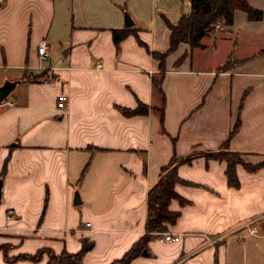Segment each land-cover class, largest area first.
<instances>
[{"label": "crops", "instance_id": "crops-1", "mask_svg": "<svg viewBox=\"0 0 264 264\" xmlns=\"http://www.w3.org/2000/svg\"><path fill=\"white\" fill-rule=\"evenodd\" d=\"M248 1L263 17L238 9L232 25L214 30L211 65L194 59L206 36L167 56L163 96L152 51L168 50L169 23L190 12L191 0H0V264H48L47 252L21 256L75 253L84 238L93 242L84 264L122 258L146 232L147 194L161 166L194 151L178 165L179 197L170 202L179 216L166 231L181 240L154 232L129 264H264V166L237 164L234 186L227 161L206 154L240 118L229 147L249 163L264 161V0ZM123 28L115 43L113 30ZM44 38L49 55L41 58ZM229 58L237 62L221 70ZM139 102L146 112L122 110ZM250 219L255 234L241 227Z\"/></svg>", "mask_w": 264, "mask_h": 264}, {"label": "trees", "instance_id": "trees-1", "mask_svg": "<svg viewBox=\"0 0 264 264\" xmlns=\"http://www.w3.org/2000/svg\"><path fill=\"white\" fill-rule=\"evenodd\" d=\"M241 9L247 12L250 19H261L263 10L253 7L248 0H191V10L184 14L178 23H169L171 30L170 46L164 52L152 51L153 55L160 60V73L153 79L155 89L163 94L162 76L166 70V58L175 51L181 42H188L191 46L201 45L200 40L209 32L216 30L217 22L222 25L230 26L234 23L235 11ZM128 34V29H114L113 37L115 43H119L122 38ZM235 62L234 58L222 65L221 70H228ZM164 96V94H163ZM165 97H163L164 101ZM164 103V102H163ZM148 109L147 105L139 102L136 108L123 107L122 110L126 114L144 113ZM163 109L161 110V112ZM163 119V114H161ZM240 118L235 123L233 129L229 133L227 141L216 150L209 151L206 154L227 161V177L231 185L239 184L236 166L239 163L244 164L250 170H254L264 166V161L257 164L249 163L243 158V151L233 150L228 145V140L236 134L240 127ZM196 151L187 157H178L173 155L171 159L161 166L158 180L149 188L147 194L148 214L146 220V232L125 254L122 258L114 260L111 264H129L130 261L145 252L148 247V241L154 232L166 231L167 225L174 223L179 212L170 209L172 198L179 197L175 189V184L181 181L178 173V165L182 161L190 160ZM88 164L83 169L82 175L85 173ZM93 246L92 241L83 239L82 248L78 252H69L67 250L61 253H55L51 249H41L34 255H23V258L38 259L43 252L49 254L48 264H84V254Z\"/></svg>", "mask_w": 264, "mask_h": 264}, {"label": "built area", "instance_id": "built-area-1", "mask_svg": "<svg viewBox=\"0 0 264 264\" xmlns=\"http://www.w3.org/2000/svg\"><path fill=\"white\" fill-rule=\"evenodd\" d=\"M216 28H221L223 25L222 23L220 22H217L215 24ZM38 53L40 55L41 58H46L48 57L49 55V50H48V41L47 39H41L39 45H38ZM99 65H101L99 63ZM50 69H52V66L49 67ZM51 77L50 76H47L45 77V81H50ZM67 95L64 93V92H60L58 95H57V106L59 108H65L66 105H67ZM14 209L13 208H10L8 210V213H7V217L8 218H11L14 216ZM254 219H250V220H247L245 221L241 227L242 228H247L249 230V232L251 234H255L258 232V228L257 226H255L253 223H254ZM89 224V223H88ZM160 239L164 240V241H180L181 240V235L180 234H175V233H172V232H169V231H161L160 232Z\"/></svg>", "mask_w": 264, "mask_h": 264}, {"label": "rangeland", "instance_id": "rangeland-1", "mask_svg": "<svg viewBox=\"0 0 264 264\" xmlns=\"http://www.w3.org/2000/svg\"><path fill=\"white\" fill-rule=\"evenodd\" d=\"M205 36L206 38H204V41L206 42L208 47H206L205 50H202L201 48H196L194 50V59L208 66L211 65L214 60L213 46L215 44V33L214 31H211Z\"/></svg>", "mask_w": 264, "mask_h": 264}, {"label": "water", "instance_id": "water-1", "mask_svg": "<svg viewBox=\"0 0 264 264\" xmlns=\"http://www.w3.org/2000/svg\"><path fill=\"white\" fill-rule=\"evenodd\" d=\"M134 23L131 15L129 14V12L125 11V25L126 26H130ZM6 90H7V85L5 86H0V102L3 101V99L5 98L6 95ZM2 185H3V181L0 180V198H1V192H2ZM81 195L79 193V190L75 191V195H74V203L78 204L81 203Z\"/></svg>", "mask_w": 264, "mask_h": 264}]
</instances>
